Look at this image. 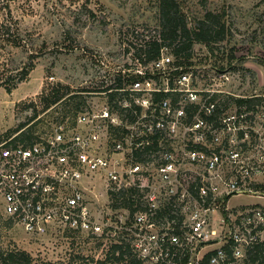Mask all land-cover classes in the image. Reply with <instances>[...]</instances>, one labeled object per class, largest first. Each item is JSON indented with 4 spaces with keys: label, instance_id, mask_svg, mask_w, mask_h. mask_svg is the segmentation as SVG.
I'll list each match as a JSON object with an SVG mask.
<instances>
[{
    "label": "built area",
    "instance_id": "built-area-1",
    "mask_svg": "<svg viewBox=\"0 0 264 264\" xmlns=\"http://www.w3.org/2000/svg\"><path fill=\"white\" fill-rule=\"evenodd\" d=\"M127 36L135 49L160 40ZM164 49L31 143L0 140V214L30 237L96 238L141 264H264V96L164 88L157 77L187 80ZM241 196L263 202L231 211Z\"/></svg>",
    "mask_w": 264,
    "mask_h": 264
},
{
    "label": "rangeland",
    "instance_id": "rangeland-1",
    "mask_svg": "<svg viewBox=\"0 0 264 264\" xmlns=\"http://www.w3.org/2000/svg\"><path fill=\"white\" fill-rule=\"evenodd\" d=\"M176 1L191 28L206 12L223 14L224 41L212 50L211 45L195 43L189 58L179 60V71L187 76L184 84L177 82L175 71L155 82L166 88L170 81L178 92L196 90L199 100L211 91L263 97L264 0ZM141 29L158 35L157 0H0V140L14 138L16 127L27 123L34 109L41 120L32 128L33 135L52 129L59 113L44 110L43 98L53 86H68L72 93L93 92L83 96L86 104L105 101V95L96 93L113 81L117 71L142 68L127 36ZM163 53L174 64L169 49ZM31 64L26 78L18 82L21 68ZM144 66L151 71L150 62ZM177 97L182 101L186 93ZM256 182L264 183V176ZM262 202L241 196L232 198L229 206L236 211ZM0 249L23 250L35 264H98L105 255L96 238L65 234L33 238L1 214Z\"/></svg>",
    "mask_w": 264,
    "mask_h": 264
},
{
    "label": "trees",
    "instance_id": "trees-1",
    "mask_svg": "<svg viewBox=\"0 0 264 264\" xmlns=\"http://www.w3.org/2000/svg\"><path fill=\"white\" fill-rule=\"evenodd\" d=\"M158 23H159V41L151 39L145 42L143 46L135 49L136 58L143 64L156 59L159 56L160 49L167 48L170 54L174 57V65L181 67L180 59L189 58V51L195 43L203 44L205 46L218 44L224 41L225 37V23L223 21V14L206 12L201 19L196 20L194 27H188V22L181 14L179 5L176 0H157ZM6 34H9L8 32ZM185 54V55H184ZM184 64V63H182ZM31 67L21 68L18 73L17 81H23L28 75ZM221 71H216L220 73ZM7 92L10 88L6 87ZM172 95V101L176 102L178 99L173 97L176 94L162 93L161 97L168 98ZM83 96L81 94L72 93L68 86L56 85L53 86L44 100V110L53 107L52 112L59 113V117H74L76 112L80 110L84 104ZM215 95L213 99H216ZM225 101H235L241 103L245 100L242 98H233L231 96H223L221 98ZM253 99V98H252ZM258 99V98H254ZM246 100H251L246 98ZM38 117L37 111L33 110V115L28 119L27 123L19 124L14 133H18L12 139L13 142L21 141L27 144L31 143L37 136L33 135L32 128L41 120ZM30 124V125H28ZM28 125V126H27ZM27 126V127H26ZM26 127V128H25ZM7 223L13 222L6 219ZM117 253V254H116ZM0 264H35L31 255L19 249H0ZM98 264H141V262L127 249H116L108 251L104 259Z\"/></svg>",
    "mask_w": 264,
    "mask_h": 264
}]
</instances>
